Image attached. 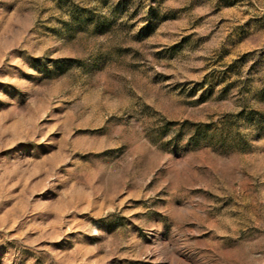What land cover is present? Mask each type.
Wrapping results in <instances>:
<instances>
[{"label":"rangeland","instance_id":"rangeland-1","mask_svg":"<svg viewBox=\"0 0 264 264\" xmlns=\"http://www.w3.org/2000/svg\"><path fill=\"white\" fill-rule=\"evenodd\" d=\"M0 264H264V0H0Z\"/></svg>","mask_w":264,"mask_h":264}]
</instances>
